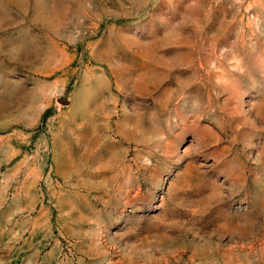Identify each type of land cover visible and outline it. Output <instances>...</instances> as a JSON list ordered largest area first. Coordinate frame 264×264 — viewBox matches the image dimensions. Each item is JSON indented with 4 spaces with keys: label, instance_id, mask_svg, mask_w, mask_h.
Returning <instances> with one entry per match:
<instances>
[{
    "label": "rangeland",
    "instance_id": "obj_1",
    "mask_svg": "<svg viewBox=\"0 0 264 264\" xmlns=\"http://www.w3.org/2000/svg\"><path fill=\"white\" fill-rule=\"evenodd\" d=\"M0 264H264V0H0Z\"/></svg>",
    "mask_w": 264,
    "mask_h": 264
}]
</instances>
